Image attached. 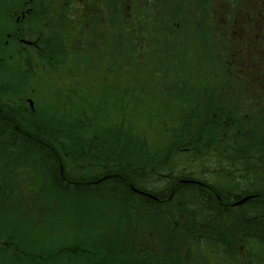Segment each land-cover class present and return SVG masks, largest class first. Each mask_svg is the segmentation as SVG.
<instances>
[{"label": "rangeland", "instance_id": "374dc122", "mask_svg": "<svg viewBox=\"0 0 264 264\" xmlns=\"http://www.w3.org/2000/svg\"><path fill=\"white\" fill-rule=\"evenodd\" d=\"M170 1L166 0V3ZM188 1L185 10L171 1L170 11L162 16L159 27L157 13L163 8L164 0H152L151 4L150 0H0V62L4 64L0 73H24L27 78L25 81L3 78L0 86H7L8 90H0V93L17 106L26 103L27 99L33 102L29 116L24 121L18 117L21 125L16 130H23L29 125L34 128L41 126L39 128L52 133L42 124L75 125L71 135H60L59 139L41 137L42 140H50L51 154L48 155L58 160L54 140L65 142L69 151L63 154L65 161L60 165L68 171L71 168L67 163L74 162L71 156L79 159L81 165L89 167L86 159L75 151L79 143L88 145L86 152L97 156L98 173L111 171L116 148L133 149L143 161V154L150 151V176L139 184L150 187L152 202L146 203L143 195L144 198L129 196L128 200H124L110 192L106 193L110 197L107 200L97 197L80 201L85 204L82 206L84 210L95 211L104 207L103 216L107 224L99 226L109 237L107 249L110 253L101 254L100 262L107 259L102 256L111 255L114 251L112 244L124 242L123 228L129 230L132 227L137 237L129 247L138 249L137 254L140 255L143 252L140 239H147L150 242V264H254L261 256L264 264V190L250 194L255 200L243 209L231 208L233 216L230 223L224 219L222 212L224 198L232 201L235 194L241 193L238 192L240 188L247 193L250 182L254 181L253 176L248 179V175L242 176L245 180L240 182L237 179L240 174L231 172L233 168L229 163H232V158L243 155L241 139L245 132L233 111L255 114L259 118L256 128L264 121V100L259 99L256 105V95L249 83L251 76L264 72V51L253 50L249 54L238 49L233 55L238 66L229 68L226 59L232 62V55L226 59L218 58L217 37L214 42L205 36L210 39L211 45H203L199 41L193 18L199 7H196V0ZM230 1L215 0L213 5H222L225 10ZM37 2L46 4L38 5ZM240 5L253 13L258 8L262 9L264 14V0ZM44 9L49 18L47 28L37 16L30 14L31 23L26 27H31L29 33L32 38L14 40L8 35L14 17L18 23L16 28H23L24 12ZM141 12L147 18V28L134 23L140 19ZM263 20L260 19V25ZM238 23L241 24L242 40L259 29L255 28L256 20L238 18ZM118 36L123 38L117 40ZM250 38L256 41L255 37ZM12 43L17 46L13 47ZM235 43L239 45V42ZM245 44L244 47L249 48ZM224 51L220 50L221 53ZM215 56L217 61H213ZM215 70L228 71L232 78L227 83L231 89L223 94L224 98L220 97L231 108L213 123L215 109L200 115L197 106L216 99L212 89H200L202 82L207 84V77ZM20 82L22 88L14 89ZM145 102H150L149 110H141ZM198 114L199 123L206 125V131L212 137L211 145L204 137L202 141L188 139L184 135L188 127L181 128L186 124L184 118ZM29 117L38 121L37 124ZM173 119L177 125L173 129L163 122ZM114 123L116 128L111 130ZM231 125L235 127L229 129ZM132 126L146 130L150 138L143 137L142 132L129 131ZM124 129L121 138L122 135L118 134ZM10 131L5 134L9 135ZM215 132L220 135L218 139H213ZM228 136L232 139L230 145ZM230 147L234 150L228 154ZM244 169L251 173L256 170L250 166L249 171L248 165ZM260 170H263L262 166ZM94 172L91 174H98ZM6 174L0 163V180ZM233 179L235 181L231 182ZM10 187L8 184L5 189ZM2 189L0 208L10 201L7 191ZM154 189L160 191L158 195L165 197L167 205L151 195ZM30 190L25 188L22 194L30 197ZM81 194L89 198L86 193ZM112 198L116 199L110 201ZM10 203L15 212L12 208L8 209L10 213L2 211L0 223L2 217L27 221L29 226L24 230L15 229V232L22 233L21 243H29L32 237L30 221L37 218L42 223L40 235L46 243L43 245L45 250H49L48 242L60 243L61 238L66 239L62 245L72 249L70 253H73V243H80L73 240L78 235L77 224L67 216L65 209L52 205L49 214L45 215L40 213L41 209L48 208L45 203L32 205L28 201L22 206L23 210L15 207L12 201ZM18 223L14 221L15 225ZM11 225L13 227V221ZM247 227V234L235 238L230 250L226 245L221 248L228 242L224 236L232 233L231 228L240 232ZM216 247L221 254H216ZM33 250L39 254L36 249ZM11 252L8 251L7 256L0 253V264H32L29 254L22 256L17 253L14 258ZM127 253L132 254L133 251ZM48 263L60 264L53 259ZM68 263L82 264L78 261Z\"/></svg>", "mask_w": 264, "mask_h": 264}, {"label": "trees", "instance_id": "16d2710c", "mask_svg": "<svg viewBox=\"0 0 264 264\" xmlns=\"http://www.w3.org/2000/svg\"><path fill=\"white\" fill-rule=\"evenodd\" d=\"M100 1V0H99ZM174 2V5L180 7L182 10H185L186 6H188L189 1L188 0H171ZM171 1L169 3H166V0L163 2V8L157 13L158 19H159V27L161 26L160 23L162 16L166 15L170 10ZM152 0H150L151 4ZM215 0H196V7H199L198 12H196V16H193L195 20V28L198 29L197 37L199 38V41L203 45H211L210 39L211 38L215 42V37L218 38V52L217 56L219 59L223 58L226 59L228 55H232V62L228 61L226 59V65L231 68L232 65L234 67L238 66L237 62L234 60V56L238 52V49H243L245 52L251 54L254 52L253 50H258L260 52L264 51V20L262 21L260 25V19L264 18V14L262 9H257L256 11L249 12L250 9H245L241 7L240 4H246V5H252L253 0H231L230 5L226 7L225 10H223V6L219 5L215 6L213 3ZM39 4H46V2H37ZM134 5V4H132ZM132 11V7H131ZM202 11V12H200ZM152 11H150V14ZM30 14H33L39 18L40 23L46 26L47 21L49 18L46 16V10L40 11V10H34L28 13L24 24L30 25L31 23V17ZM50 17V16H49ZM238 18H244L248 20H256L255 28L259 27L257 31H254L253 33L248 34L246 40H242L240 36V26L241 24L238 23ZM45 19H47L45 22H43ZM71 19V18H70ZM73 19V18H72ZM136 26H141L143 28H147V18L145 15L141 12L140 13V19H137L136 22H134ZM121 24H122V18H121ZM125 26V25H124ZM45 27H43L45 29ZM82 28V27H81ZM150 33V32H148ZM150 36V35H149ZM147 36V37H149ZM206 36V38H205ZM251 36L255 37L256 41H259L260 43H256V41L251 40ZM123 37L118 36L117 40H121ZM243 41V42H241ZM235 42H239V45ZM243 43H246L245 46L249 48H245ZM255 43V44H253ZM210 49V48H209ZM252 49V50H251ZM220 50H226L223 53L220 52ZM217 56H215L213 61H217ZM218 59V63L221 66V61ZM242 67V66H241ZM229 72H222L219 70L213 71L208 77H207V84L202 82V86L200 89L202 90H208L212 89L214 96L216 97L215 100L208 102H202L197 106L199 109L198 112H200V115L204 112L210 113L211 109H215L214 112V119L213 123H215L216 119L220 117V115L225 112L226 110L231 108V105L227 103L225 100H221L220 97H223L224 93H227L231 88L227 85L229 81H232V78L228 74ZM250 86L252 88V91L255 93V103L256 105L259 104V99L263 102L264 100V72H261L259 74H254L249 79ZM264 103V102H263ZM0 105L3 109L11 110V109H17L21 111L20 116H16L14 114L10 119H2L0 122V129L2 131V135L0 134V150L3 148H6L7 145L5 144V139L12 137L13 135H16L18 133H24L26 131L31 132L34 129H37L36 127L27 126V128L23 130H16L18 127H20L21 122H18V117L21 121L25 120V117H28V114L24 111H22L21 107H18L15 104H12L10 102H7V100L0 96ZM141 110H149L150 109V102L147 104L142 103ZM234 115L238 118L239 126H241L243 129H245V132L242 136L241 141L243 142L244 148H243V155L233 159L232 163H229L230 166H232L233 170L231 172L239 173L240 176L237 177V179L240 182H243L245 179L242 176H248V179H251V176H253L254 181L250 182L249 187L250 191H247V193L241 189V192L239 194L234 195V202L245 197L250 196V194H253L255 192H260L264 190V121H261L262 123L258 124V128H256L257 121L259 118H256L257 116L255 114H249L244 113L242 110L233 111ZM229 115L231 112L228 113ZM195 117H188L184 118L183 121L186 124H183L181 128H187V133L184 132V135L188 139H198L199 141H202V138L210 141V145L212 144V137L209 136V134L206 131V125L203 123H199L198 119L199 116ZM87 118V116H85ZM31 120V118L29 117ZM34 124H37L38 121L31 120ZM164 123H168V126L173 129L176 128V121L173 119V121H163ZM197 122V123H195ZM48 123V124H47ZM231 120V124H232ZM49 124L54 125H60L58 123L53 122H46L43 123L42 126H46ZM188 124V125H187ZM125 126V125H124ZM11 127L12 129H9ZM41 127V126H39ZM128 127V126H127ZM133 127V126H132ZM235 127L234 125H231L229 127L232 128ZM116 128L115 124L110 127ZM4 129V130H3ZM48 129V127L46 128ZM123 129V127L121 128ZM227 129V130H229ZM11 130V131H10ZM135 130L136 132L140 133L142 132L143 137L150 138V134L146 133V130H143L139 128L138 126H135L131 128L129 131ZM9 135H6V132H9ZM28 133V132H27ZM125 133V129L118 135H122ZM103 134V133H101ZM259 134L261 136H259ZM28 135H30L28 133ZM124 135L121 136V138ZM213 139H218L220 137L219 133L215 132L213 135ZM51 138V137H50ZM120 138V137H119ZM42 140V138H40ZM59 139V137H58ZM60 142V143H59ZM77 143H79L78 140H76ZM232 143V139L228 136V145ZM54 144H57V150L59 154V162L60 164L65 161V158L63 154H68L67 151H69L66 147V144L63 140L61 141H54ZM81 144V143H79ZM84 144V143H83ZM206 145L210 146L209 144L205 143ZM37 146H44L51 148V142L50 140H43L38 141ZM87 149V147H85ZM231 150H234V148L230 147V150L227 151L228 154H230ZM76 151V150H75ZM124 151L128 154V156L131 158L130 163H132V169L135 170V172L140 176L139 179L133 181V185L131 187L130 193L128 196H137L142 197L140 194H137L134 192V190H144L148 193H150V187L146 186L145 184H139L141 180H144L150 176V151H147L145 154H143V159L146 163V166L139 164L136 160H134L132 157L134 153H136L133 149L123 150L116 148L114 151V155L116 152ZM77 152V151H76ZM231 157V156H230ZM72 164L70 162L67 163L69 166L70 171H68L67 168H63V172L58 171L57 178L62 179L65 175L67 183L72 184L74 187L80 188L82 184L83 190H88L91 186L88 184L89 180L87 179H93L92 174H90L88 171L92 170L89 167H86L84 165H81V162H77L76 158L70 157ZM80 161V160H79ZM248 165V170L250 171V166L254 169H256L253 173L248 172L244 169V166ZM262 166L263 170L258 171V169ZM93 171H95L93 169ZM17 170H14V172L7 171V174L5 178L12 177ZM247 174V175H246ZM96 175V174H95ZM5 178L0 180V184H2L1 189L6 192L5 187L8 185L5 182ZM235 179H233L231 182H234ZM135 182V183H134ZM89 185V186H88ZM233 186H239L238 184H233ZM26 189H32L29 192L31 194L30 197H26L25 195L21 194L20 199L17 202H12L15 207L21 209L22 206H24L28 201L31 202L33 205L34 203L41 202V191H46L48 188L43 185L40 188L37 187H30ZM111 190H107V192H110ZM157 198V197H156ZM89 198H85V201H87ZM255 199L249 198L242 206L245 207L249 205V203H252ZM11 201V200H10ZM8 201L4 206H1L0 213L2 211L4 213H10L12 208V204ZM63 201L71 202L75 205L76 210L80 213L79 218V224L77 225V232L81 231L80 238L83 240V242H80L78 245H75V242L73 243V253H70L72 249H67L66 246L62 245V242L64 244L66 243V239L61 238L58 242H48L47 244H52L57 250L53 252H49V250H45V247L43 246L44 240L41 238V229H42V223L40 219H36L35 221H30V227L32 230V237L30 238V241L28 243V246L24 250H18L17 246L20 244L16 242V240L7 238L3 240V243L0 244L3 249L0 250V253H6L8 251H14V253H19V255L26 256V251L28 249H36L44 259L50 261V259L55 260V262L60 264H69L73 263L74 261H78L82 264H123L124 262H130L134 264H150V242L145 239H140V246L143 248V252L138 255V249L132 250L129 245L135 240L137 237V234H135V231L132 230V227L129 228V230H126L123 228V234H124V242H121L120 244H112L114 251L111 252V255L109 258L105 259L106 255L102 256L105 260L103 262L99 261V257L103 253H110L107 249V245L109 241L108 235L105 234L101 229V224H107V222L104 219V207L101 206V210L97 209L95 211H88L84 210L82 206H85V204L80 203L76 200V198H67ZM145 202H152L149 198H145ZM167 205V202L164 203ZM150 207V205H148ZM33 208V207H32ZM7 209V210H6ZM24 209V208H23ZM21 209V210H23ZM13 212L14 209L12 208ZM102 212L99 215V218L95 217V212ZM46 220V219H45ZM44 220V221H45ZM3 222V221H2ZM1 222V223H2ZM87 225L90 227L91 231H86L83 229V226ZM1 226V225H0ZM17 235H21L20 231H16ZM24 233V232H23ZM139 238H140V234ZM78 237V235H77ZM119 249V251H118ZM218 250L219 248L214 249L216 254H221ZM3 251V252H2ZM127 251H133L132 254L127 253ZM262 256L259 261H255L254 264H262ZM217 261V260H216ZM207 264V263H206ZM250 264V263H248Z\"/></svg>", "mask_w": 264, "mask_h": 264}, {"label": "bare ground", "instance_id": "6f19581e", "mask_svg": "<svg viewBox=\"0 0 264 264\" xmlns=\"http://www.w3.org/2000/svg\"><path fill=\"white\" fill-rule=\"evenodd\" d=\"M45 19L43 22H45ZM0 17V23H1ZM26 26V25H24ZM31 27H23V28H15L12 27L10 31V35L14 40L19 38H32L29 31ZM0 45H1V36H0ZM13 47H16V43H12ZM86 51V48L83 52ZM1 63V62H0ZM2 64V63H1ZM4 65V64H2ZM29 73V71L27 72ZM17 74L18 73H14ZM12 78V77H10ZM33 102L31 99H27V102L24 106L21 107L22 111L26 112L29 116V110L32 106ZM39 104V103H37ZM14 114L16 116H20L22 113L17 109H3L0 105V122L2 119H10ZM115 124V123H114ZM113 124V125H114ZM1 125V124H0ZM116 125V124H115ZM50 129L52 133L49 131H45L39 126L37 129L32 130L31 132L26 131L24 133H18L13 135L10 138L5 139L6 148L0 150V163L4 166L6 171L17 172L12 176L5 178V182L9 184L11 187L7 189V195L12 202H17L20 199L22 191L25 188L37 187L40 188L45 185L48 189L46 191H41V200L42 203L48 205V208H44L40 210L42 214H49V209L52 205H57L59 208L65 209L67 211V216L71 218L77 225L79 224L80 213L76 210L75 205L68 201H63L67 198H76L77 201H85L84 196L81 193H86L89 199L97 198L107 200L110 197L107 196L106 191L111 190V194H116L118 197H122L124 200L129 199V193L131 187L133 185V181L140 178V176L132 169V163L129 160L131 158L124 151L116 152L115 160L113 159V165H110L111 171L104 170L99 172L97 165V156L91 153L86 152V148L88 145L79 144L75 149L77 151L78 156H82L86 159L87 164L90 169H94L97 172V175L93 176V179L88 181V184L91 186L88 190H83L78 187H72L70 183H67L65 175L62 179H58L57 173L58 171L63 172L62 167L58 158L52 157L48 154H51L50 148H44V146H37L38 141H43L40 138L42 136L51 137L52 139H56L60 137V135H71L73 130L75 129V125L68 124H60L58 127H55L54 124H49L46 128ZM30 135H28V133ZM55 141V140H54ZM83 147V148H82ZM88 149V148H87ZM6 152V153H4ZM132 157L134 160L139 162L140 164L146 166L145 161L141 160L138 157V153L133 154ZM93 164V162H95ZM115 161V162H114ZM77 162H80L77 160ZM89 170L88 172L91 174L93 172ZM97 170V171H96ZM95 172L93 174H95ZM113 172V173H108ZM1 177V176H0ZM135 183V182H134ZM2 184H0L1 189ZM81 192V193H79ZM159 190L154 189L152 194L153 196H157L159 194ZM115 197V196H114ZM137 197V196H136ZM145 198H150V194L145 193ZM116 198L110 199L113 201ZM225 200L223 199V202ZM231 208L225 205L223 212V217L226 219L227 223H230L232 220ZM243 209V207H242ZM102 212H95V217L99 218V215ZM3 222L0 223V240L3 241L7 238H11L16 240L17 243H21L22 239L17 233L15 229L27 228L29 223L25 220H10L8 217H2ZM13 221V227L11 222ZM14 221H19L17 225L14 224ZM83 229L86 231H91L90 227L87 225L83 226ZM239 232L238 229H236ZM81 231L78 232V238L75 237L73 240H78L83 242L80 237ZM116 244H120L116 242ZM28 244L26 242L21 243L17 246V249L24 250L26 249ZM67 246V245H65ZM49 252H53L57 250L52 244L48 246ZM67 248V247H66ZM119 251V249H118ZM3 252V251H2ZM3 253L2 255H6ZM13 257L15 258L17 253L14 251L11 252ZM19 254V253H18ZM26 254H29L32 259V264H51L49 261L44 259L43 256L39 253H35L33 249H28ZM109 254L106 255V258H109ZM0 259H2L0 257ZM47 262V263H44Z\"/></svg>", "mask_w": 264, "mask_h": 264}, {"label": "flooded vegetation", "instance_id": "af4514ba", "mask_svg": "<svg viewBox=\"0 0 264 264\" xmlns=\"http://www.w3.org/2000/svg\"><path fill=\"white\" fill-rule=\"evenodd\" d=\"M28 13H29V11H27ZM26 12V13H27ZM26 13L24 12V14H25V18L23 19V24H24V21H25V19H26V17H27V15H26ZM17 25H18V23H17V21H16V17H14L13 19H12V27H17ZM25 25V24H24ZM24 27H26V26H24ZM8 35H10V33L8 34ZM19 39H21V38H19ZM2 67V64L0 63V68ZM10 77H12V78H10ZM3 78H7L8 80H13V79H16V80H21V81H25V80H27V78H25V74L24 73H18V75L17 74H14V73H12V72H7V73H0V81L3 79ZM17 87H14V89H20V88H22L21 87V82L20 83H17V85H16ZM0 90H2V91H6V90H8V87L7 86H0ZM0 96H3L5 99H6V95H1V93H0ZM7 102H10V101H8L7 100ZM11 103V102H10ZM24 104H25V102L23 103V104H21V105H19V106H24ZM140 195L142 196H144L145 197V194L144 193H140ZM157 197V200L160 202V203H165L166 202V199H165V197L164 196H162V195H157L156 196ZM150 199V198H149ZM224 202H223V206H222V210L224 209V207H225V205H227L229 208H236V209H242L241 208V206L242 205H237V206H234L233 205V203H234V198H233V200L231 201V200H227V199H225L224 198ZM203 227H204V225H203ZM248 229V227L247 228H245V229H243L242 231H240V232H236V230H235V228H231L230 230H232V233L231 234H228V233H226V235L224 236V237H227V240H228V242L226 243V244H224V245H221V248L223 249V247L226 245L227 247H228V250H230L231 249V246H232V243H233V241H234V239L235 238H237V237H240V236H242V235H246L247 233H246V230Z\"/></svg>", "mask_w": 264, "mask_h": 264}, {"label": "water", "instance_id": "95a60500", "mask_svg": "<svg viewBox=\"0 0 264 264\" xmlns=\"http://www.w3.org/2000/svg\"><path fill=\"white\" fill-rule=\"evenodd\" d=\"M247 198H248V197H246V198H243V199H242L240 202H243V201H245ZM240 202H239V203H240Z\"/></svg>", "mask_w": 264, "mask_h": 264}]
</instances>
